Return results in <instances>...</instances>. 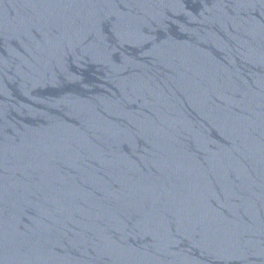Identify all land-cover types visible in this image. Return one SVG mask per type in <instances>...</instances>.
Masks as SVG:
<instances>
[{
    "label": "water",
    "instance_id": "water-1",
    "mask_svg": "<svg viewBox=\"0 0 264 264\" xmlns=\"http://www.w3.org/2000/svg\"><path fill=\"white\" fill-rule=\"evenodd\" d=\"M0 264H264V0H0Z\"/></svg>",
    "mask_w": 264,
    "mask_h": 264
}]
</instances>
